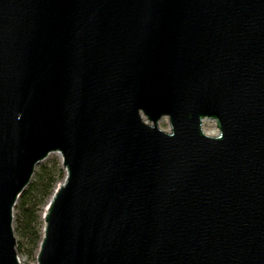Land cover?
I'll use <instances>...</instances> for the list:
<instances>
[{
	"label": "water",
	"instance_id": "obj_1",
	"mask_svg": "<svg viewBox=\"0 0 264 264\" xmlns=\"http://www.w3.org/2000/svg\"><path fill=\"white\" fill-rule=\"evenodd\" d=\"M51 154L35 264H264V0H0V264Z\"/></svg>",
	"mask_w": 264,
	"mask_h": 264
},
{
	"label": "trees",
	"instance_id": "obj_2",
	"mask_svg": "<svg viewBox=\"0 0 264 264\" xmlns=\"http://www.w3.org/2000/svg\"><path fill=\"white\" fill-rule=\"evenodd\" d=\"M63 179L64 171L57 158L41 163L14 207L13 230L17 240V254L29 261L35 262L41 241L44 208Z\"/></svg>",
	"mask_w": 264,
	"mask_h": 264
},
{
	"label": "rangeland",
	"instance_id": "obj_3",
	"mask_svg": "<svg viewBox=\"0 0 264 264\" xmlns=\"http://www.w3.org/2000/svg\"><path fill=\"white\" fill-rule=\"evenodd\" d=\"M160 128L165 132H168V133L171 132V127H170L168 118H164L160 122ZM204 131L210 136H216L219 133L217 124L214 121H210V120H206L204 122ZM52 158H57L60 161L59 156L57 154H51L47 157V159L43 163L50 161ZM19 260L21 264H35L34 261H29L23 256H19Z\"/></svg>",
	"mask_w": 264,
	"mask_h": 264
},
{
	"label": "clouds",
	"instance_id": "obj_4",
	"mask_svg": "<svg viewBox=\"0 0 264 264\" xmlns=\"http://www.w3.org/2000/svg\"><path fill=\"white\" fill-rule=\"evenodd\" d=\"M222 135H223V134H222V132H221L220 136H219L217 139H220V138H222Z\"/></svg>",
	"mask_w": 264,
	"mask_h": 264
}]
</instances>
